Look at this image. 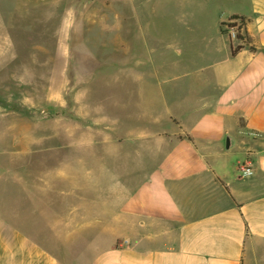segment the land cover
I'll return each instance as SVG.
<instances>
[{"label": "crops", "instance_id": "1", "mask_svg": "<svg viewBox=\"0 0 264 264\" xmlns=\"http://www.w3.org/2000/svg\"><path fill=\"white\" fill-rule=\"evenodd\" d=\"M138 2L151 19L86 0L94 41L124 45L111 150L58 155L30 123L16 150L3 126L0 264H264V0ZM234 16L244 41L222 29ZM76 117L72 134L96 130Z\"/></svg>", "mask_w": 264, "mask_h": 264}, {"label": "rangeland", "instance_id": "2", "mask_svg": "<svg viewBox=\"0 0 264 264\" xmlns=\"http://www.w3.org/2000/svg\"><path fill=\"white\" fill-rule=\"evenodd\" d=\"M123 1L129 12L137 8L150 17L151 2ZM85 12L86 0H0V132L7 122L15 123L16 150L22 149L24 123H30L33 138L47 139L41 144L58 155L72 149L102 157L111 150L103 143L109 134L103 117L111 115L119 127L116 56L124 45L96 43ZM130 42L135 44L133 35ZM81 106L90 115H77L80 120H99L89 135L71 133L72 108ZM113 129L112 138L118 134ZM83 137L92 143H78Z\"/></svg>", "mask_w": 264, "mask_h": 264}, {"label": "built area", "instance_id": "3", "mask_svg": "<svg viewBox=\"0 0 264 264\" xmlns=\"http://www.w3.org/2000/svg\"><path fill=\"white\" fill-rule=\"evenodd\" d=\"M222 29L226 35H228L233 40L244 41L246 36L244 33V20L240 17H232L222 24ZM241 170L244 173H249L250 162L247 160L243 162Z\"/></svg>", "mask_w": 264, "mask_h": 264}, {"label": "trees", "instance_id": "4", "mask_svg": "<svg viewBox=\"0 0 264 264\" xmlns=\"http://www.w3.org/2000/svg\"><path fill=\"white\" fill-rule=\"evenodd\" d=\"M234 17H238V16H234ZM241 18V17H240ZM236 51V48L232 50V53H234Z\"/></svg>", "mask_w": 264, "mask_h": 264}]
</instances>
